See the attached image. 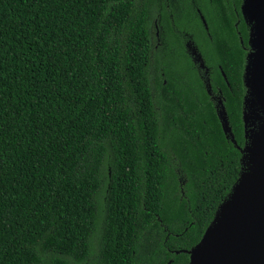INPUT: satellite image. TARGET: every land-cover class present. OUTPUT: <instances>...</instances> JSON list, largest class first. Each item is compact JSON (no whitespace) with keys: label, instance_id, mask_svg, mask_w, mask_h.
<instances>
[{"label":"trees","instance_id":"16d2710c","mask_svg":"<svg viewBox=\"0 0 264 264\" xmlns=\"http://www.w3.org/2000/svg\"><path fill=\"white\" fill-rule=\"evenodd\" d=\"M158 2L0 0V264H189L247 171L241 0Z\"/></svg>","mask_w":264,"mask_h":264},{"label":"water","instance_id":"95a60500","mask_svg":"<svg viewBox=\"0 0 264 264\" xmlns=\"http://www.w3.org/2000/svg\"><path fill=\"white\" fill-rule=\"evenodd\" d=\"M240 10L248 26L241 151L249 167L216 209L200 241L187 252L189 264H264V0H242ZM222 77L226 81L223 72ZM218 105L222 130L236 145L221 100Z\"/></svg>","mask_w":264,"mask_h":264},{"label":"flooded vegetation","instance_id":"af4514ba","mask_svg":"<svg viewBox=\"0 0 264 264\" xmlns=\"http://www.w3.org/2000/svg\"><path fill=\"white\" fill-rule=\"evenodd\" d=\"M181 1L182 0H159L158 5L155 9L158 12L159 10L162 9V7L165 6V10L168 12V20L171 23V26L173 27V29H175V27H174V16H173L172 12H175V11L178 12V6L180 5ZM187 1L189 2L190 6H192L195 9L196 13L198 14V18H199L201 24L206 29L205 21H204L202 15L200 14V11L198 8L200 0H187ZM241 2H242V0H241ZM159 21H160L159 14H157L156 17L153 19V28H154L156 45H161L160 34L162 33V29H161V26H159ZM178 34H182V33L179 32ZM182 36H183L182 37V39H183L182 45L184 47V50L187 53V55L190 57V59L194 65V67L196 68L199 76H201L202 72L204 73V75H206L207 68L205 67V65L202 61V58L197 51L196 43L190 39V37L187 33H183ZM207 86L209 88L208 84H207ZM208 93L210 94V97L212 98V100L216 101V103H217L216 107L219 108L218 102H219V100H221L220 97L217 95L211 94L210 89H208Z\"/></svg>","mask_w":264,"mask_h":264}]
</instances>
